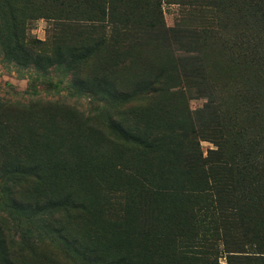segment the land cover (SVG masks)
<instances>
[{
  "label": "rangeland",
  "instance_id": "rangeland-1",
  "mask_svg": "<svg viewBox=\"0 0 264 264\" xmlns=\"http://www.w3.org/2000/svg\"><path fill=\"white\" fill-rule=\"evenodd\" d=\"M30 1L0 0V251L6 248L19 264H88L62 240L61 228L103 249L110 246L112 253L139 252L159 230H166L165 237L155 246L169 244L172 232L166 217L179 210L182 199L146 194L145 200L140 185L148 182L145 187L151 190L163 184L160 172L172 177L175 169H183L184 163H175L168 150L172 129H178V145L199 142L206 156L218 143L214 135L199 131L198 123L215 119L221 122L219 144L239 167L264 153V72L249 66L254 58L264 57V21L251 0H218L209 9L201 7L203 0H161L166 29H175L171 33L151 26L158 0ZM232 2L236 9L227 14ZM11 8L24 12V23L26 12L35 16L26 20V42L55 61L58 49L64 52L80 44L83 26L91 22L85 18H92L87 12L105 13L95 23L107 25L108 38H114L107 43L117 40L119 47L104 74L113 90L125 86V93L114 97L107 87L92 92L80 85V78L103 68V50L89 60L70 58L47 70L21 65L9 54ZM66 11L83 13L74 16L79 18L73 21L76 28L62 25L71 23L58 18ZM251 52L253 56L242 57ZM180 53L197 55L184 61ZM160 71L165 76L162 92L128 89L130 82ZM212 101L215 113L207 115L205 106ZM153 115L156 120L149 123ZM144 121L162 134L157 149L130 143L117 125ZM64 149L85 154L72 160ZM55 154L58 162L50 165L43 182L34 184L13 173L16 166L28 167ZM54 180L75 197H86L89 210L66 212L47 202L35 204L32 196ZM18 194L30 207L15 206Z\"/></svg>",
  "mask_w": 264,
  "mask_h": 264
},
{
  "label": "trees",
  "instance_id": "trees-1",
  "mask_svg": "<svg viewBox=\"0 0 264 264\" xmlns=\"http://www.w3.org/2000/svg\"><path fill=\"white\" fill-rule=\"evenodd\" d=\"M29 3L35 4L32 0ZM161 3V0L156 3L157 9L154 13L157 23L152 22L151 26L157 30L174 33L175 29H166L165 15L160 8ZM250 3L254 12H257L256 14L260 15L264 21V0H251ZM218 4H220L218 0H203L201 7L204 9L215 8ZM235 9L236 5H233V2L228 4L227 14ZM23 13L11 8V37L9 40L13 45V51H10L9 54L17 62L24 66L35 65L47 70L50 66L64 63L70 58H73L74 61L89 60L98 50H103L107 53L102 58L103 68L80 78V85L83 89L92 90V92H98V89L107 87L108 89L105 90L107 94L114 95V97L118 93H125L124 90H121L127 88L125 86L113 90L109 77L104 74L108 70V66L113 65L111 64L112 52L117 50L116 46L119 47L117 40L115 43H107L114 39H111L112 36L108 38L107 25L95 23L103 21L101 15L105 13L87 12L92 15V18H85L91 22L83 26L85 31L81 32L78 38H81L80 44L64 52L58 49L56 61L51 54L36 51L27 44L26 20L28 17L30 19L35 16L26 12L24 23ZM59 14L58 18L72 23L62 24L67 25L68 28H76L74 26L76 22L73 23V21L79 18L74 16L83 15L82 12L72 14L70 11ZM112 22L115 23V20ZM1 30L0 28V33ZM115 31L114 27L113 33ZM108 39L111 40L108 41ZM195 52L198 54L200 50L195 49ZM197 54L190 56L181 54L179 60L186 61L185 59L194 58ZM253 55L254 52H251L248 56L246 53L242 57ZM254 60L256 61L250 63L249 66L252 70L257 67L258 74H262L264 72V57L259 59L256 57ZM164 78L162 72L152 77L140 78L135 83L130 82L128 89L130 88L133 92L134 88L144 87L142 91H146L148 87L151 93L156 94L163 91ZM213 103L212 101L211 105L205 106L210 111L207 115H214ZM201 112L205 111L201 110ZM148 120L149 123H152L156 120V116L153 115ZM117 125L122 136L130 143L152 150L159 147L162 134L153 131L147 121L142 124L119 123ZM198 129L199 131L202 129L203 133L214 135L213 139L218 143L217 148L209 149L205 156L200 149L199 142L193 141L189 147L188 145H178V129H172L168 150L174 153L177 159L175 163L180 161L184 163L183 169H175L172 177L160 172L164 182L161 186L152 185L151 190L145 187L148 182H143L140 185L143 186L145 195L143 199L145 200L146 194L147 196L151 194V196H170L182 199L179 210L172 211L166 217V227L169 226L168 232H172L169 244L155 246L156 241L165 237L166 230L153 232L149 242L144 243L143 247H139V252L120 249L117 253H112L110 246L103 249L96 241L72 232L70 234L68 233L70 231L64 228L59 230L63 231L62 240L73 252L82 256L88 264H264V153L261 156L258 155L257 158L253 157L251 160L245 161L244 167H239V163L219 144L220 121L201 120L198 123ZM82 145L85 148L84 143ZM63 152L70 157L72 155V160H80L77 157H83L85 154L77 155L69 150L70 155L65 149ZM57 156L58 154L49 155L44 160L33 161L28 167L16 166L13 173L20 175L23 179L31 178L35 181L34 184H38L48 179L50 165L58 162ZM110 177L113 178V176ZM13 180L15 182L17 178L15 177ZM111 182L114 183V181ZM83 198L87 201L86 197ZM13 201L17 208L30 207L27 205L26 198L22 199L19 194ZM32 201L35 204L47 202V205L66 212L75 209L89 210L86 201L79 196L75 197V193L71 192L69 188L61 189V184L57 180L49 184L45 190L35 193L32 196ZM2 246H4V241L0 238V247ZM0 257L4 264H19L20 262L18 257H11L6 248L0 251Z\"/></svg>",
  "mask_w": 264,
  "mask_h": 264
}]
</instances>
